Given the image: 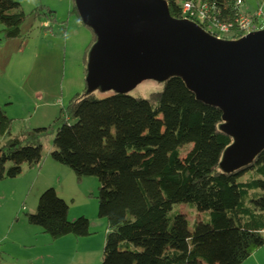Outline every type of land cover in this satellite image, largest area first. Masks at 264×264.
<instances>
[{"label":"trees","instance_id":"obj_1","mask_svg":"<svg viewBox=\"0 0 264 264\" xmlns=\"http://www.w3.org/2000/svg\"><path fill=\"white\" fill-rule=\"evenodd\" d=\"M180 1L166 0L175 19L183 16ZM211 3L219 21L235 19V0ZM71 13L80 18L75 4ZM31 15L41 30L58 24L48 6ZM29 16L18 2L0 0V45L21 38ZM95 42L93 33L86 75ZM163 83L162 91L146 99L115 92L98 99L86 84L85 93L76 94L52 125L17 136H11L12 120L0 108V138L9 137L0 147V180L40 165L42 141L55 134L52 160L79 180H99V215L107 221L102 264H243L264 246V194L252 192L264 188V150L249 165L223 172L220 162L233 139L220 129L221 110L198 100L180 77ZM178 203L208 212L209 221L190 232L187 218L172 213ZM68 211L50 188L27 218L54 240L90 236L89 221L70 222Z\"/></svg>","mask_w":264,"mask_h":264},{"label":"rangeland","instance_id":"obj_2","mask_svg":"<svg viewBox=\"0 0 264 264\" xmlns=\"http://www.w3.org/2000/svg\"><path fill=\"white\" fill-rule=\"evenodd\" d=\"M30 16L22 37L0 45V108L12 120L11 136L24 130L49 127L61 116L71 99L86 90L85 59L93 39L92 31L71 11L74 0H14ZM263 0H244V12L256 11ZM41 5L56 12L58 24L41 30L31 13ZM43 24V23H42ZM3 26L0 24V31ZM1 36V35H0ZM164 89V83L146 80L128 95L146 99ZM98 99L112 95L97 89ZM74 123V121H70ZM55 134L42 141L43 161L33 168L24 166L14 179L0 180V256L3 264H102L107 221L99 215V180H79L72 169L50 156ZM9 137L0 138V147ZM190 147L185 149L189 150ZM53 188L69 207L70 222L79 217L89 221L90 236L67 235L54 240L43 228L31 225L27 215L36 212L41 194ZM264 194V188L253 190ZM172 213L183 214L190 232L207 223L210 215L195 205L178 203Z\"/></svg>","mask_w":264,"mask_h":264},{"label":"water","instance_id":"obj_3","mask_svg":"<svg viewBox=\"0 0 264 264\" xmlns=\"http://www.w3.org/2000/svg\"><path fill=\"white\" fill-rule=\"evenodd\" d=\"M96 36L87 92L128 94L146 80L180 77L196 98L222 112L233 139L220 168L232 173L264 150V29L224 40L171 16L166 0H74Z\"/></svg>","mask_w":264,"mask_h":264},{"label":"built area","instance_id":"obj_4","mask_svg":"<svg viewBox=\"0 0 264 264\" xmlns=\"http://www.w3.org/2000/svg\"><path fill=\"white\" fill-rule=\"evenodd\" d=\"M180 4L182 20L196 24L219 39L239 40L264 29V0L262 6L253 13L244 12L243 1L235 0L233 11L236 17L231 22L224 23L217 18L219 12L211 0H182Z\"/></svg>","mask_w":264,"mask_h":264},{"label":"crops","instance_id":"obj_5","mask_svg":"<svg viewBox=\"0 0 264 264\" xmlns=\"http://www.w3.org/2000/svg\"><path fill=\"white\" fill-rule=\"evenodd\" d=\"M0 264H3L1 256ZM243 264H264V246L257 249Z\"/></svg>","mask_w":264,"mask_h":264}]
</instances>
